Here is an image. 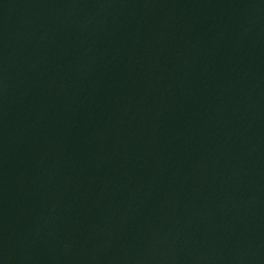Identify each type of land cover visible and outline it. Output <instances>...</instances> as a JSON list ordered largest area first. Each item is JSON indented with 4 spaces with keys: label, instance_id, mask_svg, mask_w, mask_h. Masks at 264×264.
Returning a JSON list of instances; mask_svg holds the SVG:
<instances>
[{
    "label": "water",
    "instance_id": "1",
    "mask_svg": "<svg viewBox=\"0 0 264 264\" xmlns=\"http://www.w3.org/2000/svg\"><path fill=\"white\" fill-rule=\"evenodd\" d=\"M0 264H264V0H0Z\"/></svg>",
    "mask_w": 264,
    "mask_h": 264
}]
</instances>
